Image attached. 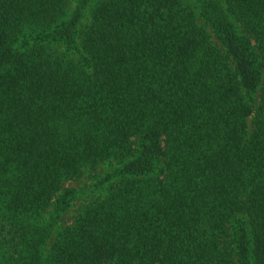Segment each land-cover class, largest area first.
<instances>
[{
	"label": "trees",
	"instance_id": "trees-1",
	"mask_svg": "<svg viewBox=\"0 0 264 264\" xmlns=\"http://www.w3.org/2000/svg\"><path fill=\"white\" fill-rule=\"evenodd\" d=\"M0 264H264V0H0Z\"/></svg>",
	"mask_w": 264,
	"mask_h": 264
},
{
	"label": "rangeland",
	"instance_id": "rangeland-1",
	"mask_svg": "<svg viewBox=\"0 0 264 264\" xmlns=\"http://www.w3.org/2000/svg\"><path fill=\"white\" fill-rule=\"evenodd\" d=\"M83 183H86L87 185L88 184H91V181H82V182H78V183H73V185L74 186H77V185H82ZM87 201V198H84L83 196L82 197H80L79 199H78V201L74 204V206H76V207H80L81 205H82V203H85ZM74 206L73 207H71V213H75V211L76 210H74Z\"/></svg>",
	"mask_w": 264,
	"mask_h": 264
}]
</instances>
